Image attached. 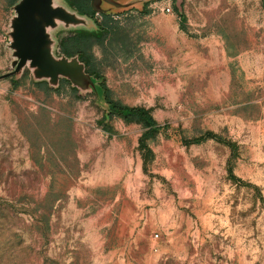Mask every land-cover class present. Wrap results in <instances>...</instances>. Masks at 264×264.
Returning a JSON list of instances; mask_svg holds the SVG:
<instances>
[{"label": "rangeland", "instance_id": "obj_1", "mask_svg": "<svg viewBox=\"0 0 264 264\" xmlns=\"http://www.w3.org/2000/svg\"><path fill=\"white\" fill-rule=\"evenodd\" d=\"M180 6L94 14L99 40L61 34L109 99L163 126L144 145L141 123L106 131L65 81L0 79V264H264V0Z\"/></svg>", "mask_w": 264, "mask_h": 264}, {"label": "water", "instance_id": "obj_2", "mask_svg": "<svg viewBox=\"0 0 264 264\" xmlns=\"http://www.w3.org/2000/svg\"><path fill=\"white\" fill-rule=\"evenodd\" d=\"M94 13L114 16L130 10L142 12L152 0H88ZM181 0H174L180 13ZM4 35L3 49L8 56V70L0 79H20L26 71L33 82H44L57 89L65 80L78 95H92L94 103L109 119L101 79L86 70L84 62L75 53L67 55L58 51V33L97 31L99 26L90 15L80 13L67 0H15L10 6Z\"/></svg>", "mask_w": 264, "mask_h": 264}, {"label": "trees", "instance_id": "obj_3", "mask_svg": "<svg viewBox=\"0 0 264 264\" xmlns=\"http://www.w3.org/2000/svg\"><path fill=\"white\" fill-rule=\"evenodd\" d=\"M67 2L73 8L77 9L78 12L90 15L94 18V16H93L94 12L90 9L88 0H67ZM100 15L103 18V21L105 23H106L107 19L111 18V16H106V15H102V14H100ZM179 17L181 19V15H179ZM94 20L97 22V24L99 26L97 31H94V32L73 31V32H66V33L67 34H74V35L76 34L77 37L80 36L82 38L93 37L96 40H99L101 38V36L104 34L105 29H104L103 25L99 24L95 18H94ZM61 34H64V33H58V39H59L58 51H59V48H61V51H59V52H63L67 55H72V54L78 53L79 58L85 64L86 70L89 73L94 74L95 76H97L101 79L100 84L104 89L105 98H106L107 103L109 104V111H110L109 112V119L107 121L105 120L104 113L102 114V118H101V124L106 131H108V132L112 131V128L109 124V120L113 116H116V117L122 119L125 123H130V122L141 123L143 125V127L145 128V130L141 134L139 141H140L141 145H144V140L146 138L152 137L157 131H159L160 129L163 128V126H161L160 124H158L155 121V119L153 118V116L151 115L150 111L147 108H144L143 106H136V105L135 106L125 105V104H121L117 101H113V100L109 99V97L107 95L108 89L104 84V78L102 76H100L98 73H96L95 71L89 70L88 65H87V61L83 58L80 49H78L75 45L77 42V39H75L74 41L70 40V42H68L69 43L68 44L66 38L64 36H61ZM27 74L28 73L25 71L23 73L22 77L27 75ZM7 78L10 80L12 85H15L19 82V79L14 80L12 77H7ZM62 81H65V80H61L60 84ZM31 82L34 84L44 83V82H33V81H31ZM65 82H67V81H65ZM58 88L54 89V90H58ZM72 89L75 90L74 88H72Z\"/></svg>", "mask_w": 264, "mask_h": 264}, {"label": "built area", "instance_id": "obj_4", "mask_svg": "<svg viewBox=\"0 0 264 264\" xmlns=\"http://www.w3.org/2000/svg\"><path fill=\"white\" fill-rule=\"evenodd\" d=\"M166 10H167V11H169V9H168V8H167ZM94 14H96V15H97L98 13H94Z\"/></svg>", "mask_w": 264, "mask_h": 264}]
</instances>
